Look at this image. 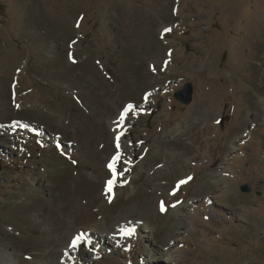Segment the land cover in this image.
<instances>
[{"label":"rangeland","instance_id":"obj_1","mask_svg":"<svg viewBox=\"0 0 264 264\" xmlns=\"http://www.w3.org/2000/svg\"><path fill=\"white\" fill-rule=\"evenodd\" d=\"M262 56L264 0H0V264H264Z\"/></svg>","mask_w":264,"mask_h":264},{"label":"bare ground","instance_id":"obj_2","mask_svg":"<svg viewBox=\"0 0 264 264\" xmlns=\"http://www.w3.org/2000/svg\"><path fill=\"white\" fill-rule=\"evenodd\" d=\"M62 19V18H61ZM262 59H263V63L261 64V66H263V64H264V57L262 56ZM110 92H112V91H110ZM113 93V92H112ZM112 93H111V95H112ZM110 95V94H109ZM108 95V96H109ZM120 104V103H119ZM107 108V107H106ZM111 111V110H110ZM105 112V111H104ZM112 112V111H111ZM111 114V113H110ZM112 114H114V113H112ZM104 115V114H103ZM5 130H8V127H6V129ZM122 135V134H121ZM204 143H205V141H204ZM95 146V145H94ZM97 146V145H96ZM95 146V147H96ZM186 149V148H185ZM203 150V149H202ZM100 151H101V149H100ZM99 152V151H98ZM100 153V152H99ZM98 153V154H99ZM185 155V154H184ZM200 157H201V154L198 152L196 155H195V159L196 160H199L200 159ZM182 164V163H181ZM164 186H167V185H169V183H167V185L166 184H163ZM162 186V185H161ZM167 187H169V186H167ZM165 190V189H164ZM165 195V194H164ZM162 197V196H161ZM64 199V198H63ZM74 199V198H73ZM68 200V199H67ZM66 201V200H65ZM74 202V201H73ZM68 203V205L66 206H63L62 207V209H64V211H63V214H64V217H69V218H71V219H73L74 221H76L77 222V225H78V227L80 228V229H82L83 230V238L80 240V242H79V244L76 246V247H73L72 246V241L79 235V234H76L75 233V230L74 231H72V228H74V226H70L69 228H68V232H67V234H68V237L66 238L67 239V242L65 241V240H63L62 242V244H63V247H62V249L64 250V251H66V252H69V254H73L74 252L73 251H76L75 249H78V250H83L84 249V246H83V242H84V240L86 241L87 240V242H88V245L90 246V247H92L93 245H101V246H103V245H105V237H106V235H108V236H110V235H112L113 233L114 234H121V232H124L123 231V229H125L124 227L122 228V229H120V230H118L116 227H115V229L113 228V227H111V226H108V229H107V231H105V233H104V231H102L100 228H99V225H101V224H99V223H97V219H96V215L98 214V211H96V210H93L94 208L93 207H91V203L92 204H94L95 202H96V199H92L91 200V202H89L88 204H87V206L89 207L88 208V210H85V211H83V214L82 215H80V213H78V210H76L75 211V206H74V204L75 203ZM49 203L53 206L52 207V216L55 214V203H53V200L52 199H50L49 200ZM95 206V205H94ZM24 210V209H23ZM23 210H22V212H23ZM28 214V213H27ZM109 213H107V214H105L104 215V217H103V219H105L106 217H107V215H108ZM25 220V219H24ZM53 220L56 222V224H55V226H57V220L55 219V218H53ZM108 220H110L109 218H106V220L105 221H108ZM145 221L148 223L149 221H151L150 219H149V217H147L146 219H145ZM18 222V221H17ZM72 223V222H71ZM109 225V224H108ZM76 226V225H75ZM78 229V228H77ZM135 229H136V231L138 230L139 231V229L140 230H142L143 232L144 231H147V227L146 226H140L139 227V225L138 226H136L135 227ZM57 230V229H56ZM101 230V231H100ZM77 231V230H76ZM151 234V233H150ZM94 247V246H93ZM84 250H86V249H84ZM67 254V253H66ZM93 255V254H92ZM65 259L67 260V257L66 258H64V261H62L60 264H70L69 263V261H65Z\"/></svg>","mask_w":264,"mask_h":264},{"label":"water","instance_id":"obj_3","mask_svg":"<svg viewBox=\"0 0 264 264\" xmlns=\"http://www.w3.org/2000/svg\"><path fill=\"white\" fill-rule=\"evenodd\" d=\"M193 85L191 82H186L184 87L175 92V98L179 100L182 104L188 105L193 100Z\"/></svg>","mask_w":264,"mask_h":264},{"label":"snow or ice","instance_id":"obj_4","mask_svg":"<svg viewBox=\"0 0 264 264\" xmlns=\"http://www.w3.org/2000/svg\"><path fill=\"white\" fill-rule=\"evenodd\" d=\"M166 31H170V29H166ZM132 105H128V107H127V109H125V114H127V112L129 111V110H131L132 109ZM122 119H123V116L121 117ZM117 140H119V138H117ZM117 147H119V143H117ZM119 159V157H116V160H118ZM109 168L110 169H112V171H113V173L115 174V164L113 163V164H110L109 165ZM187 181L186 180H182V181H180V183L181 184H183V183H186ZM113 183H114V181H112V180H110V181H108V185H109V192H111V190H112V185H113ZM162 210H163V208H162ZM126 234H130V233H126ZM83 238V235L81 234V235H78L71 243H72V246L73 247H76L78 244H79V242H80V240Z\"/></svg>","mask_w":264,"mask_h":264}]
</instances>
